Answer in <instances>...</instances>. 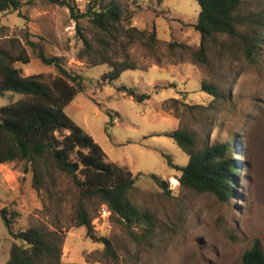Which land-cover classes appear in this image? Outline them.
I'll list each match as a JSON object with an SVG mask.
<instances>
[{
  "label": "rangeland",
  "instance_id": "374dc122",
  "mask_svg": "<svg viewBox=\"0 0 264 264\" xmlns=\"http://www.w3.org/2000/svg\"><path fill=\"white\" fill-rule=\"evenodd\" d=\"M19 1L17 11L0 13V25L5 27L0 46H8L4 39L21 42L30 61L15 67L24 76L57 75L53 67L41 64L27 40L47 56L62 58L69 72L83 75V90L64 112L100 146L106 161L133 174L136 181L129 199L150 214L153 228L150 234L145 225L133 224L127 230L110 215L102 216L96 199L83 198L70 177L55 170L42 174L38 194L30 165L14 162L0 164V210L13 219L14 229L43 226L56 231L63 241V264H241L255 239L264 250V43L254 62L248 63L235 40L217 35L208 43L207 61L194 63L188 50L170 51L168 43L199 46L196 0H114L122 10L124 27L155 29L157 42L150 48L120 37L113 46L116 58L137 67L113 83H102L109 67H90L77 58L82 42L66 7L52 0ZM67 1L84 13L90 0ZM261 9L264 0H245L242 12ZM78 24L86 38L95 37L87 17ZM201 83L217 86L226 99L214 101L200 91ZM122 86L149 98L137 101L119 92ZM18 99L7 94L0 98V106ZM178 129L193 133L197 147L229 143L235 148L231 156L239 166L232 184L234 197L221 202L212 194H197L177 184L179 173L169 169L163 155L181 167L188 157L163 134ZM151 175L166 181L171 194L164 193ZM78 203L90 215L96 237L108 239L111 250L77 225ZM12 242L0 219V264L7 262Z\"/></svg>",
  "mask_w": 264,
  "mask_h": 264
},
{
  "label": "trees",
  "instance_id": "16d2710c",
  "mask_svg": "<svg viewBox=\"0 0 264 264\" xmlns=\"http://www.w3.org/2000/svg\"><path fill=\"white\" fill-rule=\"evenodd\" d=\"M52 1L66 7L76 22L77 36L82 42L77 58L85 60L90 67L100 64L109 67L101 77L102 83H113L123 72L137 67L128 59L116 58L113 46L120 37L127 38L128 43L141 41L150 48L157 42L155 29L146 31L130 25L124 27L122 10L114 0H90L84 13L76 12L67 0ZM196 2L199 13L194 28L200 35L199 46L192 49L181 43L169 42V50H188L194 63H205L208 43L217 35H222L235 40L244 59L253 63L264 43V10L243 13L245 0ZM19 7V0H0V13L14 12ZM84 17L94 29L93 39L86 38L78 24ZM126 22L129 23L130 19ZM4 32L5 27L0 25V37H4ZM4 40H8V46H0V98L11 94L18 95L19 99L0 106V164H29L33 186L38 194L43 187L42 174L47 175L51 170L65 174L83 198L96 199L99 205L106 206L117 224L127 230L133 224L145 225V231L150 234L153 228L150 214L139 210L129 199L136 178L129 170L106 161L100 146L64 112V108L83 90V75L69 72L62 58L47 56L39 45L27 40L26 44L35 57L42 65L53 67L57 75L24 76L15 64H28L29 55L18 39ZM118 91L140 102L149 98L147 95L136 96L132 88L125 86L119 87ZM200 91L214 101L226 99L224 91L213 84L201 83ZM171 101L175 102V99ZM163 136L172 139L188 157L187 165L181 167L175 165L169 156L163 155L169 169L179 173L176 179L181 188L197 194H212L221 202L234 197L232 184L239 165L231 156L235 152L232 145L206 143L197 147L195 135L179 129L166 132ZM150 178L164 193L171 194L166 181L156 175ZM7 215L5 210L0 219L13 242L5 264H63L60 261L63 241L56 231L43 226L15 230L13 219ZM76 220L79 227L86 229L87 237L111 250L108 239L96 237L91 217L81 203L76 207ZM241 264H264V250L258 239L243 253Z\"/></svg>",
  "mask_w": 264,
  "mask_h": 264
},
{
  "label": "built area",
  "instance_id": "2783aa9c",
  "mask_svg": "<svg viewBox=\"0 0 264 264\" xmlns=\"http://www.w3.org/2000/svg\"><path fill=\"white\" fill-rule=\"evenodd\" d=\"M101 215L102 216H105V215H110V212L108 211V209L106 208V206H104V205H102V207H101Z\"/></svg>",
  "mask_w": 264,
  "mask_h": 264
},
{
  "label": "water",
  "instance_id": "95a60500",
  "mask_svg": "<svg viewBox=\"0 0 264 264\" xmlns=\"http://www.w3.org/2000/svg\"><path fill=\"white\" fill-rule=\"evenodd\" d=\"M3 213H4L3 210H0V215H3Z\"/></svg>",
  "mask_w": 264,
  "mask_h": 264
},
{
  "label": "bare ground",
  "instance_id": "6f19581e",
  "mask_svg": "<svg viewBox=\"0 0 264 264\" xmlns=\"http://www.w3.org/2000/svg\"><path fill=\"white\" fill-rule=\"evenodd\" d=\"M171 182H175V179H171Z\"/></svg>",
  "mask_w": 264,
  "mask_h": 264
}]
</instances>
